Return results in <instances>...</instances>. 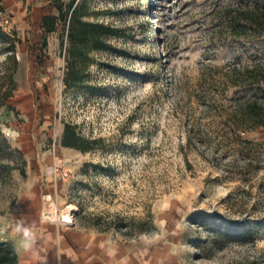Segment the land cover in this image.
Listing matches in <instances>:
<instances>
[{
	"label": "rangeland",
	"instance_id": "1",
	"mask_svg": "<svg viewBox=\"0 0 264 264\" xmlns=\"http://www.w3.org/2000/svg\"><path fill=\"white\" fill-rule=\"evenodd\" d=\"M256 6L88 0L125 36L67 88L66 34L41 27L56 0H0V242L22 190L40 183L48 213L58 196L61 218L168 264H264V127L234 125L240 107L264 102V83L248 78L264 68ZM67 126L79 148L63 144ZM150 213L149 230L130 231Z\"/></svg>",
	"mask_w": 264,
	"mask_h": 264
},
{
	"label": "crops",
	"instance_id": "2",
	"mask_svg": "<svg viewBox=\"0 0 264 264\" xmlns=\"http://www.w3.org/2000/svg\"><path fill=\"white\" fill-rule=\"evenodd\" d=\"M40 183L27 185L16 203L4 239L16 248L19 264H168L166 257L141 241L123 239L62 221L59 197L48 213Z\"/></svg>",
	"mask_w": 264,
	"mask_h": 264
},
{
	"label": "trees",
	"instance_id": "3",
	"mask_svg": "<svg viewBox=\"0 0 264 264\" xmlns=\"http://www.w3.org/2000/svg\"><path fill=\"white\" fill-rule=\"evenodd\" d=\"M56 7L57 13L42 16L41 27L45 33H50L62 26L67 37L66 40L64 38L61 40L66 61L65 84L67 88H80L89 77L90 65L96 61L91 53L119 52L116 41L125 36L124 30L112 22L105 21L104 18L101 19L113 13L110 9L93 10L89 13L88 0H71L67 7L61 0H56ZM89 16L94 19H87ZM248 21L259 33H264V7L256 6ZM260 69L259 73L248 69V78L252 85L264 83V68ZM248 124L264 127V102L253 100L246 108H239L234 125L241 132ZM76 139L81 137L67 126L63 144L79 148ZM22 173H25V167ZM151 217L150 213L146 220H132L128 224L130 231L149 230L153 225ZM0 264H19L16 248L10 241L0 242Z\"/></svg>",
	"mask_w": 264,
	"mask_h": 264
},
{
	"label": "built area",
	"instance_id": "4",
	"mask_svg": "<svg viewBox=\"0 0 264 264\" xmlns=\"http://www.w3.org/2000/svg\"><path fill=\"white\" fill-rule=\"evenodd\" d=\"M67 215H71V214L63 215L62 221L67 223V224H74V216L71 215L70 217H68Z\"/></svg>",
	"mask_w": 264,
	"mask_h": 264
},
{
	"label": "bare ground",
	"instance_id": "5",
	"mask_svg": "<svg viewBox=\"0 0 264 264\" xmlns=\"http://www.w3.org/2000/svg\"><path fill=\"white\" fill-rule=\"evenodd\" d=\"M69 208H70V210H75L77 208V206L75 204H70ZM68 217H70V216H68Z\"/></svg>",
	"mask_w": 264,
	"mask_h": 264
}]
</instances>
